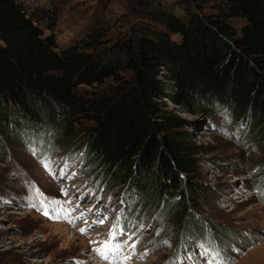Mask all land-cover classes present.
<instances>
[{
  "label": "trees",
  "instance_id": "1",
  "mask_svg": "<svg viewBox=\"0 0 264 264\" xmlns=\"http://www.w3.org/2000/svg\"><path fill=\"white\" fill-rule=\"evenodd\" d=\"M129 7L136 21L126 30L97 19L60 48L46 34L57 23L54 6L30 11L0 0V133L42 140L46 151L64 136L133 208L202 231L195 209L208 192L207 147L168 102L222 115L264 148V0ZM83 120L90 124L79 127Z\"/></svg>",
  "mask_w": 264,
  "mask_h": 264
},
{
  "label": "rangeland",
  "instance_id": "2",
  "mask_svg": "<svg viewBox=\"0 0 264 264\" xmlns=\"http://www.w3.org/2000/svg\"><path fill=\"white\" fill-rule=\"evenodd\" d=\"M17 1L30 11L57 9L46 34L60 48L84 38L97 19L118 31L136 21L129 0ZM168 105L207 147L200 158L208 192L195 209L202 231L133 208L64 136L46 151L42 140L0 133V264H264V148L222 115L194 116ZM110 233L115 239L103 259L95 249Z\"/></svg>",
  "mask_w": 264,
  "mask_h": 264
},
{
  "label": "snow or ice",
  "instance_id": "3",
  "mask_svg": "<svg viewBox=\"0 0 264 264\" xmlns=\"http://www.w3.org/2000/svg\"><path fill=\"white\" fill-rule=\"evenodd\" d=\"M46 168L48 167L47 163L44 165ZM63 191V190H62ZM53 203L58 204V201H53ZM45 215H48V211L45 210ZM98 223H102L103 220L96 221ZM80 231L83 233L86 231L85 228H81ZM115 239V233H110L109 241H105L102 248H97L95 251L103 258L108 259V253L112 250V246L110 245V241ZM117 249L119 248V245L115 246ZM134 247V245H133Z\"/></svg>",
  "mask_w": 264,
  "mask_h": 264
}]
</instances>
